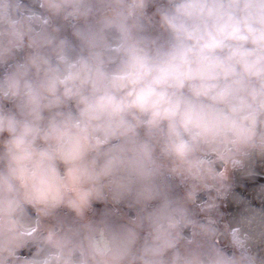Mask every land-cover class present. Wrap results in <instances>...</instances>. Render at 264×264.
Here are the masks:
<instances>
[{
	"label": "clouds",
	"instance_id": "obj_1",
	"mask_svg": "<svg viewBox=\"0 0 264 264\" xmlns=\"http://www.w3.org/2000/svg\"><path fill=\"white\" fill-rule=\"evenodd\" d=\"M258 158L264 0H0V264H255L190 205Z\"/></svg>",
	"mask_w": 264,
	"mask_h": 264
},
{
	"label": "water",
	"instance_id": "obj_2",
	"mask_svg": "<svg viewBox=\"0 0 264 264\" xmlns=\"http://www.w3.org/2000/svg\"><path fill=\"white\" fill-rule=\"evenodd\" d=\"M263 170L239 177L234 182L233 188L226 195L227 218L231 225H238L241 231L248 233L249 239L246 243L249 245L251 255L255 258V264H264V251L261 254L253 245V231L256 228L264 243V195L260 196V201L255 198L256 189L260 180L264 181L261 175L257 179V174ZM263 174V173H262ZM255 187V188H254ZM254 188V190H253ZM253 191V198L251 192ZM254 212L261 213L260 216H254ZM261 243V244H263ZM256 246V243H254Z\"/></svg>",
	"mask_w": 264,
	"mask_h": 264
},
{
	"label": "flooded vegetation",
	"instance_id": "obj_3",
	"mask_svg": "<svg viewBox=\"0 0 264 264\" xmlns=\"http://www.w3.org/2000/svg\"><path fill=\"white\" fill-rule=\"evenodd\" d=\"M29 0H25V3H28ZM36 6V5H33ZM217 170L219 171H224L226 172V175L228 177L229 172L231 169L227 168L226 166H221L219 165ZM180 189V196H183L185 194V187L179 188ZM184 189V190H183ZM179 196V195H178ZM208 199V192L207 190H200L196 193V199L195 201L192 203L193 205H198L201 206L202 204H204ZM211 201V200H210ZM210 201H208V204L210 203ZM214 202V214L212 216H210L211 221L213 222V224L215 225L216 228V234L215 237L213 238V240L211 241L215 246L217 247H221L223 248L226 252L228 253H233L235 251H237V249L233 248L231 245L232 243L235 241L237 242L241 247H240V251H245L248 254L249 251L247 250L245 243H244V239L242 238L243 236L239 233H237V229L236 228H229L226 226V223L224 221V218H222L220 216V214L223 212H225V206L223 204V201H217V200H213ZM111 208L112 205H102V204H95L94 208H93V213L96 212V210H103V208ZM119 209L122 213H127L128 215H132L134 214L131 210L126 209L123 205L119 206ZM197 211H199V209H197ZM63 214V213H62ZM194 218L200 222H206V219L209 217L208 214L204 211H199V212H195L193 214ZM48 223V222H46ZM40 225H37V228H39ZM229 228V229H228ZM242 236V237H241ZM34 251V248H32L31 245H29L24 251L19 253L20 257H27V256H31L32 252Z\"/></svg>",
	"mask_w": 264,
	"mask_h": 264
},
{
	"label": "rangeland",
	"instance_id": "obj_4",
	"mask_svg": "<svg viewBox=\"0 0 264 264\" xmlns=\"http://www.w3.org/2000/svg\"><path fill=\"white\" fill-rule=\"evenodd\" d=\"M218 166H219V164L217 165V168H218ZM248 168H251L254 171L249 172ZM258 170H263V172H262L263 174L262 173H258L257 176H256L257 179H259L261 175L264 177V158L255 159L244 170H233V169H231L227 179L222 184H217L215 186H211L208 189H206L207 192H208V199H207V201L204 204H202L201 206H198V205L196 206V205H193V204L190 205V209H191L192 214H194L195 212L204 211L209 216L206 219V222L211 220L210 216H212L214 214V211H215L213 200H217V201H221L222 200L223 204L225 205L226 204V195L233 188V185H234V182L236 181V179L239 178V177L246 176V175L251 176L252 173L253 174L255 172L257 173ZM257 186H258V188L256 189L257 194L255 195V198L259 202L260 201V196L264 195V181L260 180ZM182 187H184V186L177 185V187L175 188V194L176 195L180 196V189L179 188H182ZM254 188H253V190H254ZM251 194H252V198H253V194H254L253 191L251 192ZM256 199H254V200H256ZM208 201H210L209 204H208ZM197 209H199V211H197ZM103 210H104V208H103ZM102 212H103L102 209L101 210H96V212L93 213L94 217H99V215ZM220 216L222 218H224L226 226L228 227L230 222H229V220L227 218V215L225 216L223 214V212H222L220 214ZM263 218H264V216H263ZM235 227L238 229L237 233L244 234V235H242L244 238L241 236L243 239H246V238L249 239V236H248L247 232L241 231L240 228L238 227V225H235ZM252 239H253L254 243L259 242L257 240V238H252ZM260 243H263V240ZM263 245H264V243H263ZM245 246H246L247 250L249 251V245L246 243Z\"/></svg>",
	"mask_w": 264,
	"mask_h": 264
},
{
	"label": "bare ground",
	"instance_id": "obj_5",
	"mask_svg": "<svg viewBox=\"0 0 264 264\" xmlns=\"http://www.w3.org/2000/svg\"><path fill=\"white\" fill-rule=\"evenodd\" d=\"M252 234H253V238H257V240L259 241V242H256V246H255L254 241L252 240L255 249L258 250L261 254H263V251H264V245L260 243V242H262V238H261V236L258 234L256 228H254V231H253Z\"/></svg>",
	"mask_w": 264,
	"mask_h": 264
}]
</instances>
